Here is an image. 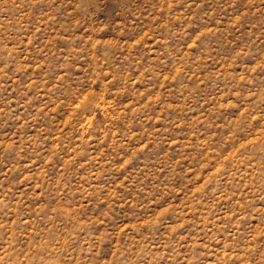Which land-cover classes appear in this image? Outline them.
<instances>
[{
	"label": "rangeland",
	"instance_id": "374dc122",
	"mask_svg": "<svg viewBox=\"0 0 264 264\" xmlns=\"http://www.w3.org/2000/svg\"><path fill=\"white\" fill-rule=\"evenodd\" d=\"M0 264H264V0H0Z\"/></svg>",
	"mask_w": 264,
	"mask_h": 264
}]
</instances>
